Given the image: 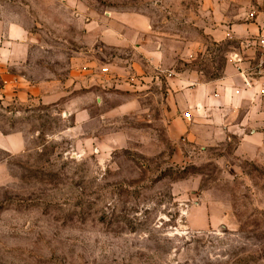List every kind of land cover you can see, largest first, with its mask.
<instances>
[{
  "label": "rangeland",
  "instance_id": "1",
  "mask_svg": "<svg viewBox=\"0 0 264 264\" xmlns=\"http://www.w3.org/2000/svg\"><path fill=\"white\" fill-rule=\"evenodd\" d=\"M55 6L47 33L34 27L37 49L19 73L58 75L62 105L0 99V136L18 133L22 145L0 147V264H264V128L260 144L230 132L216 148L182 154L156 112L165 68L142 90L133 79L107 84V63L133 48L107 51L100 35L107 18L142 17L168 64L206 80L223 75L236 42L204 33L201 0H79L91 34H73L68 17L77 14ZM77 51L93 62L94 80L72 74ZM2 71L4 89L2 74L16 69Z\"/></svg>",
  "mask_w": 264,
  "mask_h": 264
},
{
  "label": "crops",
  "instance_id": "2",
  "mask_svg": "<svg viewBox=\"0 0 264 264\" xmlns=\"http://www.w3.org/2000/svg\"><path fill=\"white\" fill-rule=\"evenodd\" d=\"M201 2L210 19L204 33L215 41L233 39L236 45L229 54L239 52L243 57L242 66L255 68L264 58V48L259 46V39L264 38V0ZM48 4L57 5V8L54 7L56 11L64 8L75 11L76 17H68L76 25L73 34H91L94 30V22L81 24L83 13L79 10V0H0V70L4 67L16 69L8 75L2 74L6 85L4 89L0 88V99L15 98L24 104L39 101L62 105L63 81L58 75L30 81L19 73L36 48L34 27H39L40 34L47 33L45 14ZM115 18L116 21L107 18V30L101 32L100 41L107 43V51L114 49L125 53L130 47L133 49L130 59L125 57L120 58V62L114 59L107 63V84L133 79L142 90L147 82L154 80L159 70L165 68L167 84L164 102L159 104L156 112L160 115L159 120L162 118L167 123L168 136L177 142L182 154L183 146L201 150L216 148L230 132L238 134L243 143L260 144L263 138L260 130L264 128V81L259 76L253 75L247 85L245 77L229 60L223 75L214 79H202L201 73L193 69L176 70L167 63L166 44L159 35L152 34L154 30L146 26L142 17L130 21L126 15L118 14ZM57 31L63 33L64 30ZM175 37L171 40L179 42ZM37 44L39 49L47 46L41 41ZM76 54L71 59L72 74L78 80H94V71L87 69L93 62H84L81 57L83 52L77 51ZM171 55L178 56L179 52L171 50ZM29 83L32 85L29 86ZM80 85L76 83V87ZM117 110L126 112L127 104L120 105ZM186 112L190 113V118L184 117ZM18 136V133L0 136V147L17 150L22 146Z\"/></svg>",
  "mask_w": 264,
  "mask_h": 264
},
{
  "label": "built area",
  "instance_id": "3",
  "mask_svg": "<svg viewBox=\"0 0 264 264\" xmlns=\"http://www.w3.org/2000/svg\"><path fill=\"white\" fill-rule=\"evenodd\" d=\"M259 46L264 48V38L259 39ZM228 60L234 64L237 71L245 77V83L248 85V81L255 75L259 76L264 81V58L258 63L255 68H244L242 66L243 57L239 52L233 51L229 54ZM254 75V76H253ZM248 78V79H247ZM251 81V80H250ZM185 118H190V113L186 112L184 114Z\"/></svg>",
  "mask_w": 264,
  "mask_h": 264
}]
</instances>
